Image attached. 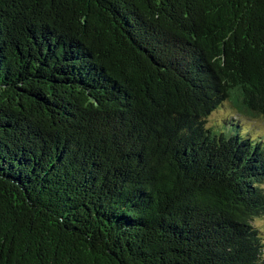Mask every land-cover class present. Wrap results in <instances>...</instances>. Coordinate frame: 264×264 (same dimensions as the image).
Masks as SVG:
<instances>
[{
  "label": "trees",
  "instance_id": "trees-1",
  "mask_svg": "<svg viewBox=\"0 0 264 264\" xmlns=\"http://www.w3.org/2000/svg\"><path fill=\"white\" fill-rule=\"evenodd\" d=\"M260 124L264 0H0V264H261Z\"/></svg>",
  "mask_w": 264,
  "mask_h": 264
},
{
  "label": "rangeland",
  "instance_id": "rangeland-1",
  "mask_svg": "<svg viewBox=\"0 0 264 264\" xmlns=\"http://www.w3.org/2000/svg\"><path fill=\"white\" fill-rule=\"evenodd\" d=\"M223 115V113H218V114H215L213 117H216L218 119V117L220 115ZM213 123V122H211ZM260 127H262L264 129V124H260ZM253 225L255 227H257L258 229H260V232H261V239H262V244H263V247H262V254H261V261L262 263L261 264H264V215H262L261 217H258L256 218L254 221H253Z\"/></svg>",
  "mask_w": 264,
  "mask_h": 264
}]
</instances>
